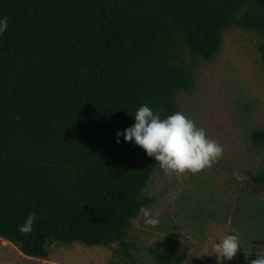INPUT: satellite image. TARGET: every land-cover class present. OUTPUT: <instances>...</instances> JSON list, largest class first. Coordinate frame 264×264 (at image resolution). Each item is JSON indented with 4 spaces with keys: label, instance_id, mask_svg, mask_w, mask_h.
Listing matches in <instances>:
<instances>
[{
    "label": "trees",
    "instance_id": "1",
    "mask_svg": "<svg viewBox=\"0 0 264 264\" xmlns=\"http://www.w3.org/2000/svg\"><path fill=\"white\" fill-rule=\"evenodd\" d=\"M233 27L262 37L264 66V0H0V237L36 258L79 242L181 264L187 247L143 262L128 232L155 202L177 95ZM249 138L264 148V128Z\"/></svg>",
    "mask_w": 264,
    "mask_h": 264
},
{
    "label": "rangeland",
    "instance_id": "2",
    "mask_svg": "<svg viewBox=\"0 0 264 264\" xmlns=\"http://www.w3.org/2000/svg\"><path fill=\"white\" fill-rule=\"evenodd\" d=\"M253 30L233 27L220 51L198 62L195 87L180 92L172 135L146 188L155 202L132 222L128 239L144 262L149 247L188 248L181 264H244L264 254V66ZM45 259L0 237V264H125L118 244L49 245Z\"/></svg>",
    "mask_w": 264,
    "mask_h": 264
},
{
    "label": "crops",
    "instance_id": "3",
    "mask_svg": "<svg viewBox=\"0 0 264 264\" xmlns=\"http://www.w3.org/2000/svg\"><path fill=\"white\" fill-rule=\"evenodd\" d=\"M4 239V238H3ZM6 240V239H5ZM8 241V240H7Z\"/></svg>",
    "mask_w": 264,
    "mask_h": 264
}]
</instances>
